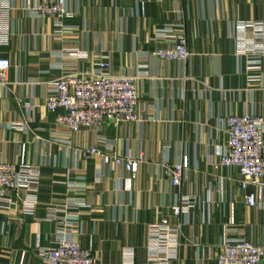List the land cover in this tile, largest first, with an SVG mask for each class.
<instances>
[{"label": "crops", "instance_id": "0c3cea01", "mask_svg": "<svg viewBox=\"0 0 264 264\" xmlns=\"http://www.w3.org/2000/svg\"><path fill=\"white\" fill-rule=\"evenodd\" d=\"M54 0H0V162L38 169V189L0 196V264H43L38 248L59 240L88 249L98 264H216L226 241L264 249V186L244 202L235 168L220 166L229 115L264 119V0H64L61 23L36 14ZM182 35L190 57L153 53ZM137 78L136 122L70 131L44 107L63 74ZM20 99V103L17 102ZM97 148L101 156L85 159ZM112 156L140 160L132 178ZM185 170L179 187L162 164ZM264 184V180H263ZM190 198L187 212L173 206ZM10 200V205L4 203ZM162 218L178 243L164 260Z\"/></svg>", "mask_w": 264, "mask_h": 264}, {"label": "built area", "instance_id": "2783aa9c", "mask_svg": "<svg viewBox=\"0 0 264 264\" xmlns=\"http://www.w3.org/2000/svg\"><path fill=\"white\" fill-rule=\"evenodd\" d=\"M36 14L54 18L61 23L68 18L64 0L43 2L34 6ZM264 27L258 23L239 26L241 31L259 33ZM168 47L155 50L153 55L164 61L185 62L190 57L184 36H173ZM94 73L63 74L47 84L48 93L44 107L54 114V121L70 131L99 130L105 122L117 126L123 122H136L138 104L137 78L131 76H113L109 73V64L99 62ZM9 61L0 58V84L6 85ZM20 103V99H17ZM226 146L220 154V166L235 168L239 173V187L245 192L244 202L255 207L257 199L254 193L246 192L249 186L262 189L264 184V119L255 115H229L225 120ZM82 156L89 159L101 156L97 148L83 151ZM116 165H123L133 178L138 171L140 160H131L112 156ZM163 173L170 178L174 187H179L185 170L180 164H162ZM40 174L38 169L29 166H15L0 162V196L5 192H30L38 189ZM10 200L4 203L10 205ZM192 206L190 198H182L179 205L171 208L174 217L187 212ZM160 232L158 244L165 258L176 256L178 243L169 229L168 220L162 218L156 231ZM39 260L43 264H98L91 251L79 246L75 241L59 240L54 247L38 248ZM216 264H264V249L247 241L223 242L215 255Z\"/></svg>", "mask_w": 264, "mask_h": 264}, {"label": "rangeland", "instance_id": "374dc122", "mask_svg": "<svg viewBox=\"0 0 264 264\" xmlns=\"http://www.w3.org/2000/svg\"><path fill=\"white\" fill-rule=\"evenodd\" d=\"M86 130V129H85Z\"/></svg>", "mask_w": 264, "mask_h": 264}]
</instances>
